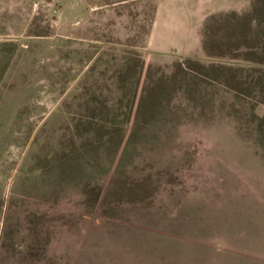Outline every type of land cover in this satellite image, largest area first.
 Instances as JSON below:
<instances>
[{
  "label": "rangeland",
  "instance_id": "374dc122",
  "mask_svg": "<svg viewBox=\"0 0 264 264\" xmlns=\"http://www.w3.org/2000/svg\"><path fill=\"white\" fill-rule=\"evenodd\" d=\"M0 264H264V0H0Z\"/></svg>",
  "mask_w": 264,
  "mask_h": 264
}]
</instances>
